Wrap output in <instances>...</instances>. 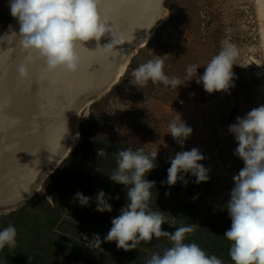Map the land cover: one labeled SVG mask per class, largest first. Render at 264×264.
<instances>
[{"label": "rangeland", "instance_id": "1", "mask_svg": "<svg viewBox=\"0 0 264 264\" xmlns=\"http://www.w3.org/2000/svg\"><path fill=\"white\" fill-rule=\"evenodd\" d=\"M160 10L164 21L154 28L146 40L128 50L129 60L124 70L121 67V75L106 91L79 111L74 127L77 137L72 141L65 158L56 164L55 171L44 177L39 190L33 191L14 210L0 214L1 220L27 202L35 200L40 193L44 195V201L38 203V208L36 206L42 214L38 210L34 211L44 223V236L50 238L44 242L43 250L35 259L30 260L31 256L25 254L28 264H36L40 260L39 264H88L86 259L83 261L65 256L51 243L76 237L81 244L82 234L89 238L99 234L103 239L108 233L107 222L115 215L96 211L93 198L90 201L91 212L85 215L90 216L95 212V223L88 216V221L80 216V221L65 219L62 223L69 208L75 212L83 211L74 208L71 202H62L65 200L62 197L68 196L64 194L65 190H73L80 182H84L83 167L97 163L95 151L98 148L100 151L113 148L114 153L117 149H143L146 155L158 150L155 162L170 167V157L193 147L204 155L205 159L198 163L209 170V179L196 183L195 187L192 184L184 185L178 180L171 188L182 191L177 193L178 197L187 200L186 209L173 213L171 200L168 202L167 199L168 206L163 203L165 207L159 206L158 211L164 212L170 208L169 215L172 218L165 212L164 216L171 224L173 220L183 217L182 220L194 228L192 233H188L189 236L203 232L215 236L218 245L213 248L206 245L207 236L194 237V240L202 244L200 247L207 255H215L223 264H233L229 252H225L231 242L223 236L225 231L222 233V230L231 226V220L223 206L234 187L233 176L244 167V162L234 155L237 143L227 129L236 122L237 117H243L253 108L264 104V0H162ZM118 19H121L120 16L114 21ZM13 22L8 0H0V46L4 33L9 28L8 35ZM229 44L235 45L239 52L232 67L234 87L228 92L209 94L202 84L196 83L195 78L185 81L189 65L199 66L197 76L202 75L212 57ZM155 56L163 58L165 74L179 78L182 85L176 89L151 81L146 86L133 85L132 70L154 60ZM177 115L192 129L183 147L169 134V124ZM70 154L72 158H68ZM67 158L69 163L66 164L63 161ZM185 176L192 175L188 173ZM61 186L63 191L56 199L53 192ZM88 191L91 192V188L86 190L91 197ZM54 214L59 224L57 228H61L62 232L56 226H51L50 220ZM26 226L30 228L31 223L27 225L26 222ZM169 228L170 225H162L163 230L171 232ZM35 237L33 233L23 236L21 240L25 243L24 247L31 244L32 238L36 241ZM18 245L21 246V243ZM93 248L96 251L91 254L102 264H134L135 255L137 258L141 256V264L148 259L147 253L117 249L115 241ZM148 248L145 245L142 249L151 251ZM224 252L226 255H223Z\"/></svg>", "mask_w": 264, "mask_h": 264}, {"label": "clouds", "instance_id": "2", "mask_svg": "<svg viewBox=\"0 0 264 264\" xmlns=\"http://www.w3.org/2000/svg\"><path fill=\"white\" fill-rule=\"evenodd\" d=\"M99 4L100 0H8L10 15L19 24L16 34L29 59H41L49 71L61 68L68 72L78 69L76 49L80 42L99 41L108 29L99 15ZM238 54L235 45H225L208 62L202 75L197 76L199 66L189 65L185 81L195 78L209 94L228 92L234 87L232 67ZM155 57L132 70L133 85L146 86L149 81L173 89L182 85L179 78L165 74L163 58ZM19 72L21 76L28 74L24 65L20 66ZM227 130L237 143L234 155L244 162V167L233 176L234 187L223 206L231 220V226L223 236L231 242L229 257L233 264H264V104L237 117ZM191 133L192 129L179 115L169 124V134L181 147ZM115 155L117 167L109 177L125 186L127 203L119 215L112 218V226L103 239L99 234H93L91 238L82 234L86 247H100L102 243L115 241L117 249L131 251L141 242L166 238L170 246L153 251L145 264H223L215 255H207L197 243L184 242L186 234L194 231L191 225L177 227L173 232L165 231L162 229L166 224L163 212L151 210L150 190L155 182L145 176L158 166L155 162L158 150L146 155L143 149H117ZM203 159L204 155L195 147L175 153L168 160L167 178L161 184L173 186L179 180L186 185L188 173L195 177V183L206 182L209 170L198 163ZM166 195L170 193L166 192ZM112 198L98 190L95 210L111 212L108 200ZM74 199L80 206H87L92 198L77 191ZM16 236L17 230L11 223L0 230V250L6 245L10 250L14 249Z\"/></svg>", "mask_w": 264, "mask_h": 264}, {"label": "water", "instance_id": "3", "mask_svg": "<svg viewBox=\"0 0 264 264\" xmlns=\"http://www.w3.org/2000/svg\"><path fill=\"white\" fill-rule=\"evenodd\" d=\"M161 2L100 0L98 12L108 29L99 41L80 42L75 72L49 71L41 59H29L18 36L5 41L6 30L0 46V214L38 191L41 180L65 158L77 137L79 111L116 81L128 50L164 21ZM21 65L27 76H21Z\"/></svg>", "mask_w": 264, "mask_h": 264}, {"label": "trees", "instance_id": "4", "mask_svg": "<svg viewBox=\"0 0 264 264\" xmlns=\"http://www.w3.org/2000/svg\"><path fill=\"white\" fill-rule=\"evenodd\" d=\"M82 134H84V132H82ZM112 149L110 148L109 150L104 149L103 151H100L98 148V151L97 150L95 151L97 152V154H95L97 158V163L93 165L86 164L83 167L84 182H80V185H77L76 188L73 190H70L69 188L65 190L64 194L68 196H63L62 199L64 198L65 200H62V202H67V203L71 202L75 206L74 208L78 210L81 209V211L82 210L83 211L75 212L73 208H69V210L66 212L67 214L64 215L62 219V223L64 222L65 219H72L75 221H80L81 219H84L88 221L86 219V216L88 215H85V214L91 212L90 208H92V206L90 205V203L87 206H80L79 202L74 199V196L77 191H80L85 196H88L86 190L90 188H91V192L88 191V193L90 194L91 198H93L94 200H95V196L98 190H103L107 196L113 197L112 199L108 200V202L112 206V211L110 213L115 215V217L119 215L120 209L122 208V206H124L127 203V198H126L127 189L125 188L124 185L113 182L109 177V175H111L114 169H116L117 167L116 155ZM71 156L72 155L70 154L68 158H72ZM68 158L65 159L63 162L66 164L69 163ZM157 165L158 166L156 168L148 172L145 176L146 179L155 182L154 187L150 190L151 191V198H150L151 210L158 211L159 206L165 207L163 203H165L168 206L167 199H168V202H170L171 200V205L174 211L173 213H175L176 211L180 212V210L181 211L185 210L188 205V202L187 200L178 197V193H177V192H182V191L178 188L172 189L171 186L167 185L166 183L161 184V181H165L167 178V169L169 168V166H166L164 164H157ZM185 180L188 181L187 184H192L194 187L196 186L194 177L185 176ZM84 187L86 188V190L84 189ZM61 191H63L62 186L57 191L53 192L54 193L53 196H55L57 199L58 196L61 195ZM166 192L170 193V195H166ZM116 196H119V199H115ZM178 198H180L181 200ZM41 200L44 201V195H42V193H40L39 196L35 200L27 202L26 205L18 208L16 211L11 212L5 215V217L1 218L0 224H2V226H0V230H3L4 228H6L9 225V223H11L16 228L17 245L14 249H11V250L8 248L7 245L5 246L3 250H0V264H28L27 260L25 259V254L26 256L27 255L31 256L30 260H33L40 253V251L43 250L44 242L46 240H49L50 237L44 236V233L42 232V229L45 230L44 223H42L41 219L39 218L40 215H37V213L34 211V210H38L40 214H42L40 209H37L39 205L38 203ZM45 207L48 208V205L46 203H45ZM169 209L168 210L166 209L164 212L166 213L167 216L171 217L169 215V212H170ZM44 211L46 210L44 209ZM164 212H163V215H165ZM92 213L93 215H90L88 217H90L93 223H95L97 221V218L95 216V212H92ZM80 216H81V219H80ZM56 217L57 215L54 214V217L50 221L52 222L51 226H56L55 228L58 229L57 227L59 226V224H57V220L54 219ZM164 217L166 219V226L170 225L169 230L171 232L175 230L174 228L180 227V224L181 226L190 225L189 222L187 223L182 220L183 217L178 218L177 221L173 220V224L169 222V219L166 218V216ZM26 222H27V225L29 222L31 223L30 228L26 226ZM107 225H108V228H107V232H108L112 226L111 220L107 222ZM58 230L62 232L61 228H59ZM223 231H226V230L223 229L222 233ZM31 233H33V235L36 236L35 237L36 241H34V239L32 238L31 241L29 242L31 244H27L26 247H24L23 244L25 243L21 239L23 238V236L24 237L29 236V234ZM201 236H207L205 243L208 247L211 246L213 248L214 246L218 245L215 243L216 237L213 235H210L208 232L197 233V234L195 233V234H191L190 236L186 234V240L184 242L185 243L195 242L199 246H202L200 242L198 243L196 240H194V237H201ZM67 238H65L64 241L57 240L59 243H57V241H54L51 243V245L58 248V250L62 251L63 254L67 257H72V258L83 260V261L86 259L88 261V264H102V263H98L99 260L94 256V254H91L93 251H96V249H94L93 247L88 248L86 247V245H82V244L87 243L86 241L82 239V237H81V240H82L81 244L76 237H70L68 239ZM19 243H21V246L18 245ZM145 245H148L149 247L148 249H150L151 251L143 250L142 248ZM168 246H170V242L168 240H164L162 238L157 240L154 238L152 241L147 242V243L141 242L140 245L137 247V249H134L132 251L134 253H141V254L147 253L148 258H150L153 251H159ZM225 252H229V249L226 250ZM225 252L223 253V255H226ZM54 254H52L51 257H53ZM140 258L141 256L137 258V256L135 255L134 264H141V262L139 261ZM144 261L146 260H143L142 264L144 263ZM39 263H41V260L39 262L38 261L36 262V264H39Z\"/></svg>", "mask_w": 264, "mask_h": 264}, {"label": "bare ground", "instance_id": "5", "mask_svg": "<svg viewBox=\"0 0 264 264\" xmlns=\"http://www.w3.org/2000/svg\"><path fill=\"white\" fill-rule=\"evenodd\" d=\"M128 12V11H127ZM134 11L133 10H131L128 14H134L133 13ZM125 21V20H124ZM121 21H120V19H118V21L117 20H115L114 21V26L117 28L121 23H120ZM126 27V26H125ZM16 28H19V24H18V22L16 21V19H14V22H13V25H12V28L10 29V31L8 32V35H6L5 36V41H7V40H9V37L11 38L12 36H17V35H15L16 33H18L19 32V29L16 31L15 29ZM9 29V28H8ZM112 32L114 33V30H112ZM117 32V31H116ZM7 33V32H6ZM109 40V39H108ZM109 55H111V54H109ZM108 55V56H109ZM107 56V57H108ZM1 78V77H0Z\"/></svg>", "mask_w": 264, "mask_h": 264}]
</instances>
